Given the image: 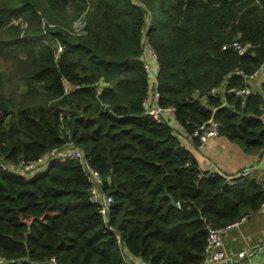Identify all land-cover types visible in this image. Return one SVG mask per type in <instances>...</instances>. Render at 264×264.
<instances>
[{
  "label": "trees",
  "instance_id": "trees-1",
  "mask_svg": "<svg viewBox=\"0 0 264 264\" xmlns=\"http://www.w3.org/2000/svg\"><path fill=\"white\" fill-rule=\"evenodd\" d=\"M236 40L252 47L239 54ZM146 44L158 104L185 136L214 119L246 152H264V81L246 96L230 90L264 68V0H0V161L11 167L0 165V264H128L124 252L205 264L207 225L264 205V183L203 172L165 113L147 112ZM69 144L103 175L107 219L79 161L25 177L26 163Z\"/></svg>",
  "mask_w": 264,
  "mask_h": 264
},
{
  "label": "built area",
  "instance_id": "built-area-1",
  "mask_svg": "<svg viewBox=\"0 0 264 264\" xmlns=\"http://www.w3.org/2000/svg\"><path fill=\"white\" fill-rule=\"evenodd\" d=\"M80 20H81L82 27L81 29H76L77 31H82L83 26L85 24V21L83 20V18H80ZM229 46L233 47V49L236 50L239 54L245 53L250 47H252L251 43H243L238 40L234 41ZM223 48L226 49L227 46L224 45ZM146 55L147 56L149 55L151 60L146 61L144 63V66L147 71L148 77H150L151 83H152V93L150 97L145 100V104L147 106V112L150 114H154L158 117H162L164 113L169 112V111L171 112L172 108L168 107L164 109L160 107L158 104L159 93L157 92V89H156L157 87L156 75L159 72V65L157 63L156 52L150 44H146ZM262 71H264V68H261L260 70L254 72L252 75L248 76L246 79V84L243 88L241 89L231 88L230 90L236 92V94L238 95H243V96L254 93L255 89L252 84V81L256 79L258 75L260 74V72ZM236 73L242 74L243 71L237 70ZM263 81H264V78H263ZM72 86L73 84L70 81L64 79L65 92H68L72 88ZM218 91L219 89L217 88H214L212 90L213 93L218 92ZM219 135H221L220 129H219V123L214 119H210L207 122H204L198 125L191 135H187V136L178 135V136L182 144L193 143L194 139H197L198 146L204 147L211 138L219 136ZM183 137H185L184 138L185 141ZM70 160L79 161L80 164L82 165V171L84 172L85 176L90 182L89 200L92 203L99 205L101 215L105 219H107L109 212H110V206L112 202L114 201L113 196L108 195L103 191V184H104L103 175L94 166L91 165V163L85 158L84 153L80 149L74 148L72 144H69L67 145V147L65 146L62 149H58V148L53 149L52 151L38 158L37 160L26 163L24 165L23 172H24L25 177L28 179V178L40 175L43 171L47 169V167L52 161H58L60 163H65ZM0 165L5 170H8L11 168L8 164H5L4 162H1V161H0ZM205 173H208L209 175H212V176L218 174V172L216 171L205 172ZM225 177L229 183L235 184V183H239L242 180V178L244 177V174L238 173L234 175H225ZM245 217L246 216H243L240 220L230 223L224 227H216L211 224L207 225L208 235H207L206 246H205V252H206V263L205 264H208V261L210 263L216 264V263H220V262L230 259V256L226 253L224 249V233L228 229L240 224V222ZM108 228L112 229L110 225L108 226ZM115 235L118 240V243L120 244L121 249H123L120 234L118 232H115ZM244 255L245 253L243 252L239 253L240 257H243ZM124 258L128 262V264H132L129 262L126 252H124Z\"/></svg>",
  "mask_w": 264,
  "mask_h": 264
},
{
  "label": "crops",
  "instance_id": "crops-1",
  "mask_svg": "<svg viewBox=\"0 0 264 264\" xmlns=\"http://www.w3.org/2000/svg\"><path fill=\"white\" fill-rule=\"evenodd\" d=\"M263 78L264 71L260 72L258 77L252 81L253 86H260ZM165 115L175 132L179 136L184 135L183 128L175 120L173 113L169 111ZM185 145L193 152L200 169L204 172L216 171L223 175L242 173L244 177L255 178L264 183V152H246L239 143L224 135L211 138L204 147L194 143H185ZM245 216L240 224L224 233V249L230 259L223 262L264 264V207L262 206L257 211ZM241 252L245 253L243 257L239 256ZM126 255L132 264H148L127 252ZM208 264L213 263L208 261Z\"/></svg>",
  "mask_w": 264,
  "mask_h": 264
},
{
  "label": "rangeland",
  "instance_id": "rangeland-1",
  "mask_svg": "<svg viewBox=\"0 0 264 264\" xmlns=\"http://www.w3.org/2000/svg\"><path fill=\"white\" fill-rule=\"evenodd\" d=\"M74 14H71L70 16H69V20H71L72 22H71V25H72V27H74L75 29H81V27H82V25H81V20H80V18L81 17H79V16H75ZM20 92H22V91H20Z\"/></svg>",
  "mask_w": 264,
  "mask_h": 264
},
{
  "label": "water",
  "instance_id": "water-1",
  "mask_svg": "<svg viewBox=\"0 0 264 264\" xmlns=\"http://www.w3.org/2000/svg\"><path fill=\"white\" fill-rule=\"evenodd\" d=\"M172 202L175 204L174 199L172 198ZM216 264H230L229 262H222V263H216Z\"/></svg>",
  "mask_w": 264,
  "mask_h": 264
}]
</instances>
